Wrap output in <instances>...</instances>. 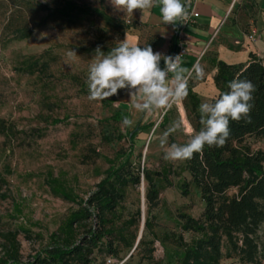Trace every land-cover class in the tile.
<instances>
[{
	"label": "rangeland",
	"instance_id": "374dc122",
	"mask_svg": "<svg viewBox=\"0 0 264 264\" xmlns=\"http://www.w3.org/2000/svg\"><path fill=\"white\" fill-rule=\"evenodd\" d=\"M66 1L98 11L66 20L43 7L54 8ZM146 11H117L109 0H0V228L19 230L25 258L46 245L50 234L78 208L79 201L69 202L54 194L48 178L59 179L78 200L87 198L119 162V153L129 150L126 132L139 121L146 128L133 146L135 170L168 167L182 174H171L174 185L162 189L152 211L155 234L144 225L143 175L140 184L126 188L118 207V224L132 219L125 225L129 240L142 234L145 241L138 248L137 242L132 247L122 245L119 256L107 257L106 264H176L178 236L183 234L187 240L192 236L182 231L179 214L199 217L205 202L194 185L189 195L181 193V180L190 179L182 171L185 160L166 161L161 146L176 122L185 120L193 127L187 97L151 114L137 111L126 89L108 99H89L88 69L97 58L98 47L107 54L127 34L130 44L153 48L147 25L140 19ZM23 26L33 28L29 37H18L17 28ZM72 51L76 55L69 56ZM118 111L120 120L113 117ZM124 117L133 124L124 125ZM188 139L182 130L166 137L168 146ZM248 141L253 148L264 149L263 139L249 137ZM259 240L264 256V228ZM1 249L0 238V253ZM232 261L223 260L226 264Z\"/></svg>",
	"mask_w": 264,
	"mask_h": 264
},
{
	"label": "trees",
	"instance_id": "16d2710c",
	"mask_svg": "<svg viewBox=\"0 0 264 264\" xmlns=\"http://www.w3.org/2000/svg\"><path fill=\"white\" fill-rule=\"evenodd\" d=\"M43 7L66 20L98 11L73 1L54 8ZM32 33L33 28L29 26L17 28L20 38ZM214 63L217 71L213 79L218 93L213 98L229 91L230 81L249 80L255 85L250 102L252 107L249 117L239 122L230 121V136L223 147L205 145L201 153L184 162L182 171L188 172L190 179L181 180V193L189 195L191 185H194L200 191L205 207L199 217L186 212L179 214L182 231L192 236L189 240L183 234L178 236L180 250L176 264H226L225 258L233 259L228 264H263L259 232L264 228V149L253 148L248 138L264 140V61L251 53L247 62L215 60ZM194 86L195 82L189 80L186 97L194 116L193 127L199 131L202 127L201 98L193 90ZM113 117L120 120L121 112ZM145 128L146 125L139 121L126 132L129 150L119 153V162L108 169L87 198L78 200V196L59 179L48 178L53 193L69 202L79 201L78 208L50 234L46 245L26 258L21 251L19 230L0 228V264H106L107 257L117 258L122 245L132 247L139 238L135 235L129 240L126 234L125 225L132 223V219L118 224V207L125 198L126 188L141 183V174L146 182L147 218L144 225L155 234L152 211L159 204L162 189L174 185L171 174L180 176L182 173L172 172L168 167L135 170L131 162L133 146ZM231 189L236 191L230 193ZM137 213L142 216V210ZM144 241L142 235L137 248Z\"/></svg>",
	"mask_w": 264,
	"mask_h": 264
},
{
	"label": "clouds",
	"instance_id": "9594fccd",
	"mask_svg": "<svg viewBox=\"0 0 264 264\" xmlns=\"http://www.w3.org/2000/svg\"><path fill=\"white\" fill-rule=\"evenodd\" d=\"M117 11L133 14L134 10L159 7L162 21L175 25L184 23L187 10L182 0H109ZM143 22V15L141 16ZM97 58L89 65L87 85L90 100H104L118 94V90L126 89L133 102V107L142 113L151 114L156 110L171 108L188 95V81L205 78V71L200 65L191 70L181 66V55L162 56L154 52L151 46L141 48L130 44L126 38L118 46L105 54L98 47ZM76 55L74 51L69 56ZM163 59L165 67H160ZM172 74L169 78V74ZM229 91L222 92L213 100L199 105L200 124L196 131L189 122H176L161 146L165 147L166 161H181L192 159L194 154L201 153L205 145L223 147L230 136V121H241L249 117L251 100L255 85L249 80L234 79L229 82ZM123 124L130 126L133 121L123 118ZM182 130L189 139L184 144L167 145L166 137L170 132Z\"/></svg>",
	"mask_w": 264,
	"mask_h": 264
},
{
	"label": "crops",
	"instance_id": "0c3cea01",
	"mask_svg": "<svg viewBox=\"0 0 264 264\" xmlns=\"http://www.w3.org/2000/svg\"><path fill=\"white\" fill-rule=\"evenodd\" d=\"M182 3L187 11L192 10L188 0H182ZM230 8L231 13L222 23ZM195 9L199 16L182 32L190 45L188 52L181 57V66L191 70L198 64L204 69L205 78L196 80L193 88L202 103L211 101L218 93L213 79L217 71L215 60L247 62L253 53L264 61V0H202L196 3ZM143 17L148 35L153 40V51L174 58L180 22L165 24L158 6L148 9ZM249 34H255L256 38L250 40ZM160 67H165L163 59ZM171 76L170 73L169 78Z\"/></svg>",
	"mask_w": 264,
	"mask_h": 264
},
{
	"label": "built area",
	"instance_id": "2783aa9c",
	"mask_svg": "<svg viewBox=\"0 0 264 264\" xmlns=\"http://www.w3.org/2000/svg\"><path fill=\"white\" fill-rule=\"evenodd\" d=\"M200 1H202V0H188V2L192 5V10L187 11V13H188L187 19L184 21V23H180V26L177 30L178 49H177L175 56L181 55V57H183L188 52L190 41L187 38L182 36V32H183L184 27L189 25L191 22H193V20L195 18H197L199 16V13L195 9V5L197 2H200ZM231 10H232V8H230V10L227 12L222 23L225 22L226 18L231 13ZM249 38H250V40H254L256 38V36H255V34H249Z\"/></svg>",
	"mask_w": 264,
	"mask_h": 264
},
{
	"label": "water",
	"instance_id": "95a60500",
	"mask_svg": "<svg viewBox=\"0 0 264 264\" xmlns=\"http://www.w3.org/2000/svg\"><path fill=\"white\" fill-rule=\"evenodd\" d=\"M141 237H142V234H140V236H139V238L137 240V243L139 242V240L141 239Z\"/></svg>",
	"mask_w": 264,
	"mask_h": 264
}]
</instances>
